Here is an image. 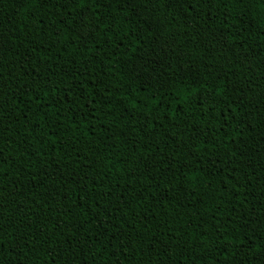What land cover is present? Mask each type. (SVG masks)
I'll use <instances>...</instances> for the list:
<instances>
[{
    "label": "trees",
    "instance_id": "obj_1",
    "mask_svg": "<svg viewBox=\"0 0 264 264\" xmlns=\"http://www.w3.org/2000/svg\"><path fill=\"white\" fill-rule=\"evenodd\" d=\"M191 2L205 31L230 32L253 64L264 56V0ZM18 3L0 5L14 42L0 61V264H53L52 252L54 264H159L150 239L171 245L173 264H238L250 255L240 239L264 242V175L237 158L248 113L226 81L225 93L197 57L158 88L110 58L125 33L148 36L119 4L93 55L55 9ZM176 44L196 48L186 35Z\"/></svg>",
    "mask_w": 264,
    "mask_h": 264
},
{
    "label": "snow or ice",
    "instance_id": "obj_2",
    "mask_svg": "<svg viewBox=\"0 0 264 264\" xmlns=\"http://www.w3.org/2000/svg\"><path fill=\"white\" fill-rule=\"evenodd\" d=\"M5 2L6 0H0V5ZM37 2L49 9H55L53 14L57 16V22L64 31L71 30L75 33L73 41L79 39L85 48H88L91 41L92 47L88 48V51L93 55L103 53L102 47L95 49L96 37L101 34L102 28L110 31L114 26L115 17L111 14L103 15L110 12L114 3L121 6L120 10L125 16L139 17L143 21L139 25L142 31L146 30L148 36L153 37L151 42L148 41V36L137 34L135 31H131L130 36L125 33L124 44L114 49L110 58L116 59L119 53L132 73L145 77L147 82L158 88L165 87L175 77L183 79L186 74H191L194 63L199 57L205 62L202 66L207 69L208 75L215 72L214 79L218 78L217 86L221 91L227 92V87L221 83L226 81L237 96L238 105L248 113L245 122L249 131L242 141L237 142L239 151L237 158L248 161V167L257 175H264V56L253 64V57L247 54L244 45H235V41L229 42L230 32L225 34L205 31L200 27L197 16L192 15L197 9L191 0H19L18 6L24 8L28 3L35 6ZM200 2L201 0H196V3ZM208 2L219 3L220 0H208ZM230 2L243 3L244 0H230ZM189 7L191 12L188 10ZM173 22L182 29L176 35L171 31ZM8 23L10 25L11 21ZM233 24H235L234 20ZM145 25L148 26L147 29ZM223 26L227 27V18ZM57 34H60V29H57ZM177 35H186L190 42L196 43V48L190 49L185 46L178 49ZM197 38H199L198 42ZM13 43L11 28L5 29L4 21L0 20V61L3 60L5 53L12 51ZM125 46L128 51L124 50ZM129 52L132 55H129ZM85 59L91 60L92 57L88 56ZM197 74L204 76L200 66H197ZM207 78L205 76V79ZM209 90L216 94L214 87ZM199 92V88L195 92L189 88L191 98L202 100L203 98L198 95ZM187 102L186 100L185 103ZM164 115L166 114L161 113V116ZM172 115L175 116V113L173 112ZM2 119L3 114L0 112V120ZM161 126L166 127L163 123ZM169 183L171 184L172 181ZM169 195L175 198L177 193L173 192ZM3 227L4 221L0 214V229ZM2 235L0 233V246L4 243ZM183 235V231L177 233V236L172 238L173 242L179 245L178 237ZM152 236L155 237V233ZM229 243L235 244L236 241L232 240ZM239 243L244 246L239 251L250 255H242L238 264H264V242L251 244L240 239ZM150 244L153 252L158 255L159 264H173L171 245L158 239H150ZM236 254L233 252L232 256L235 257ZM50 255L54 264L56 253L52 252ZM2 256L3 254L0 253V258ZM224 259L228 260L229 257L225 256ZM117 264H119L118 260Z\"/></svg>",
    "mask_w": 264,
    "mask_h": 264
}]
</instances>
